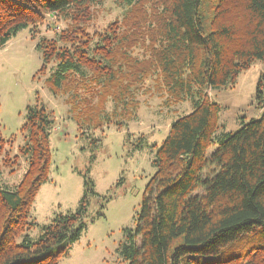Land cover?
Returning <instances> with one entry per match:
<instances>
[{"label": "trees", "instance_id": "trees-1", "mask_svg": "<svg viewBox=\"0 0 264 264\" xmlns=\"http://www.w3.org/2000/svg\"><path fill=\"white\" fill-rule=\"evenodd\" d=\"M120 1L121 18L90 31L94 0H0V47L28 25L35 35L49 14L65 26L36 41L37 73L49 69V91L65 96L75 116L88 114L94 99L112 103L107 123L125 116L147 80L165 105L190 103L156 147L134 226L123 229L120 264H264V72L255 89L259 112L234 130L218 123L220 106L208 93L233 87L255 60L264 64V0ZM24 116L17 153L0 137V168L13 173L20 157L25 163L17 184L0 187V264H58L86 228L90 197L99 196L85 178L75 210L56 214L36 237L28 234L55 117L38 96ZM252 227L260 228V245L208 258Z\"/></svg>", "mask_w": 264, "mask_h": 264}, {"label": "rangeland", "instance_id": "rangeland-1", "mask_svg": "<svg viewBox=\"0 0 264 264\" xmlns=\"http://www.w3.org/2000/svg\"><path fill=\"white\" fill-rule=\"evenodd\" d=\"M94 2L90 31H100L107 23L120 19L126 9L120 0ZM207 3L208 0H203L202 5ZM200 11L206 14L208 9L200 7ZM64 26L61 18L46 14L43 23L36 26L35 35H32V25H28L0 47V137L11 155L15 154L24 142L19 130L25 119V106L34 103L38 96L53 111L50 166L30 208L36 225L28 234L36 237L41 226L56 214L75 210L87 178L99 197H90L84 217L86 228L68 254L59 258L58 264H120L117 249L123 229L134 226L143 189L155 171L152 159L156 147L165 138L171 120L188 112L191 105L187 101L165 105L153 90L152 82L147 80L137 94V108L132 110L129 106L125 116L117 112L115 115L120 116L112 117V122L107 123L105 117L111 115L113 105L108 101L97 106L95 99L88 114L75 116L77 111L69 110L65 96L49 91V69L43 74L37 73L41 58L35 48L36 41L51 37ZM135 54L140 57L142 52L136 50ZM262 72L263 62L255 60L238 74L233 87L208 91L211 99L219 103L218 123L224 130L236 129L240 120L259 112L255 89ZM86 115L89 118L84 120ZM117 119L122 121L119 129L114 122ZM24 169L21 157L13 173L1 167L0 187H13ZM98 211L102 215H96ZM259 230L252 227L208 258L221 260L260 245Z\"/></svg>", "mask_w": 264, "mask_h": 264}]
</instances>
